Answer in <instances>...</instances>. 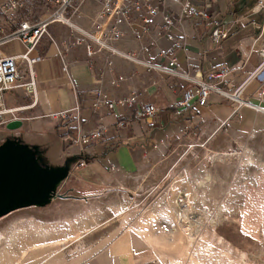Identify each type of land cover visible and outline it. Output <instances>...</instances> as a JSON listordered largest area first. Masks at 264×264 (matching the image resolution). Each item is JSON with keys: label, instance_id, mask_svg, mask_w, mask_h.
<instances>
[{"label": "crops", "instance_id": "crops-1", "mask_svg": "<svg viewBox=\"0 0 264 264\" xmlns=\"http://www.w3.org/2000/svg\"><path fill=\"white\" fill-rule=\"evenodd\" d=\"M193 1L210 2L214 9L207 19L193 17L180 21L175 39L165 43L157 42L162 33L160 27L143 23L145 9L139 0L135 1L128 12L130 24L122 26L124 37L110 43L119 52L134 56V61H127L108 49L87 58L84 45L74 44L76 39L71 29L60 24L48 26L51 39L43 37L28 55L39 83L35 100L22 87L6 91L2 102L6 111L0 116V131L10 136L33 131L39 139L31 147L28 174L18 177L45 185L57 175L52 193L41 196L40 200L62 196V191L65 197L83 198L96 193L95 190L113 186L118 178L130 175L137 168L140 154L150 141L164 139L179 130L181 120L172 112L140 118L134 108L128 110L118 103L134 94L141 101L172 110L176 94L185 83L146 70L141 62L165 66L173 58L184 72L196 78L226 66L230 69L225 78L228 88L254 73L260 63L259 55L264 52V29H257L262 25L264 11H256L255 0ZM179 3L180 0H166L160 5V12L168 15ZM100 10V0H88L75 22L86 32H92L102 23ZM215 28L225 30L227 38L218 43L212 41ZM68 47L69 52L64 54ZM25 51L20 41L6 42L0 45V58L16 57ZM261 83L264 73L254 77L244 93L264 109V98L256 96ZM97 91L114 102L111 110L91 108V99ZM58 111L65 113L59 118L47 115ZM187 117L192 122L231 124L251 133L264 131V110L242 106L235 111L217 95L209 96L204 106L194 105ZM13 119H19L22 125L7 130L5 124ZM99 126L103 128L100 139L84 146L77 141ZM80 161L85 162L84 166H78ZM206 181L209 180L193 186L204 190ZM164 261V253L153 238L126 225L75 264H165Z\"/></svg>", "mask_w": 264, "mask_h": 264}, {"label": "rangeland", "instance_id": "rangeland-1", "mask_svg": "<svg viewBox=\"0 0 264 264\" xmlns=\"http://www.w3.org/2000/svg\"><path fill=\"white\" fill-rule=\"evenodd\" d=\"M179 127L150 141L137 168L113 186L83 198L65 197L62 191V196L0 214V264H75L126 225L153 238L165 264H172V258L193 264V253L180 259L182 249L174 240L182 239L185 226L199 240L222 237L225 245L216 253L231 247L233 256L244 255L242 264H264V131L198 121ZM38 140L33 131L20 136L0 131V156L7 157L9 166L26 163ZM204 179L209 180L204 190L193 186ZM14 238L15 250L1 253ZM50 244L58 252L46 254ZM226 260L211 257L206 264H230Z\"/></svg>", "mask_w": 264, "mask_h": 264}, {"label": "built area", "instance_id": "built-area-1", "mask_svg": "<svg viewBox=\"0 0 264 264\" xmlns=\"http://www.w3.org/2000/svg\"><path fill=\"white\" fill-rule=\"evenodd\" d=\"M86 1L88 0H0V45L10 41H20L26 48L24 54L12 58H0V116L6 111L2 107L6 91L22 87L35 100L39 83L33 71V60H30L28 55L43 37L51 39L48 33V26L51 24H60L71 29L75 34L74 44L84 45L87 58L108 49L127 61L135 60L134 56L119 52L110 43L124 37L122 26L130 24L128 12L132 6H135L136 0H100L99 15L102 23L92 32H86L75 22L82 15V8ZM165 1L139 0L145 9L141 17L143 23L162 29V33L157 38V42L161 41L162 43L175 39V32L179 30L180 21L193 17L207 19L214 9V5L210 2L198 3L193 0H180L179 5L173 11H169L170 15H165L160 12L159 8ZM255 2L256 11H264V0H255ZM257 29H264V19L262 25H258ZM227 36V32L220 28H215L211 33L212 41L215 43L226 39ZM68 52L69 47L64 49V54ZM259 56L260 63L254 73L233 88H228L225 83V78L230 73V69L226 66L218 67L206 77L196 78L184 72L173 58L168 59L165 66L144 61L141 64L146 70L164 73L177 82L185 83V86L176 94L172 110H165L151 102L141 101L134 94L121 99L118 103L128 110L134 108L136 116L140 118L172 112L181 120L182 127H187L191 123L187 112L191 111L194 105H206L211 95L221 97L225 102L231 104L235 111L242 106L264 110L259 105H255L244 93L249 82L264 73V52H261ZM61 60L63 62V55ZM122 80L119 78V81ZM256 96L264 98V83L259 86ZM113 105L114 102L105 93L99 91L95 92L91 99V108L96 111L111 110ZM64 113L65 111H58L47 115L50 118H59ZM102 130L103 128L99 126L81 136L77 141L83 146L87 145L91 140L100 139ZM84 164V161H80L78 166L82 167Z\"/></svg>", "mask_w": 264, "mask_h": 264}, {"label": "water", "instance_id": "water-1", "mask_svg": "<svg viewBox=\"0 0 264 264\" xmlns=\"http://www.w3.org/2000/svg\"><path fill=\"white\" fill-rule=\"evenodd\" d=\"M21 125L22 122L19 119H13L4 127L7 130H14ZM6 160V156H0V214L12 208L38 202L41 196L52 193L53 185L57 182V175H54L45 185L39 181L22 179L18 176L22 173L23 175L28 174L27 162L21 161L9 166Z\"/></svg>", "mask_w": 264, "mask_h": 264}, {"label": "bare ground", "instance_id": "bare-ground-1", "mask_svg": "<svg viewBox=\"0 0 264 264\" xmlns=\"http://www.w3.org/2000/svg\"><path fill=\"white\" fill-rule=\"evenodd\" d=\"M250 160H252V159H250ZM249 162L251 164L253 163L251 161H249ZM190 196H188V197H190ZM185 198L186 197H183V199L181 201H185L184 200ZM190 198L191 199L192 198L195 199L196 198L195 194H194V196H191ZM181 218H183L182 215L181 216H177V219H176L178 221L179 227L182 226V224L180 223V219ZM183 230H187L189 233H184ZM183 230H181L182 231V234L180 233L181 236H182V239L177 240L179 238H174L175 243L177 244V246H179L182 249V254L180 256V259H181V257H184L188 253H190V254L193 253L192 254L193 264H206V261L209 258H211V257H216L220 261H221V259L230 260V264H242V261L244 260V258H243L244 255H239V256L238 255H234L233 256L232 254H234V251L231 249V247H228L227 249H225L224 251H222L220 253H218V251L216 253L215 249L221 248L222 246L225 245L224 242H223V238L222 237H218L217 235H215L213 237H211V236L208 237L207 236L205 238V237H202L201 236L202 239L200 237L201 240H199L198 238H196L197 236L195 237V233L192 232L193 229H191V227L185 226V228L183 227ZM176 232H174V235H175ZM38 236H41L42 238L46 239L45 241L48 240L47 242L50 241V238L48 237V234L46 232L45 233L44 232H40V233H38ZM175 236L177 237V235H175ZM17 243H18L17 238H14L10 242L9 248H5L3 251H1V253L2 252L8 253L9 251H14L15 250V245ZM61 247L62 246L60 245V248ZM44 250H45V253L46 254L47 253L54 254V253L58 252V246H56L54 244H50V246L49 247H45ZM188 256H189V254H188ZM51 259L52 258H49L48 260L50 261ZM169 260H171L172 264H179V261H181V260H175L173 258L172 259H169Z\"/></svg>", "mask_w": 264, "mask_h": 264}]
</instances>
